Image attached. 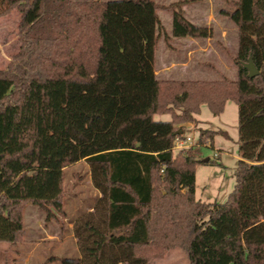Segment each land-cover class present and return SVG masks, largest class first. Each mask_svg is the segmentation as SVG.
Instances as JSON below:
<instances>
[{"label":"trees","instance_id":"1","mask_svg":"<svg viewBox=\"0 0 264 264\" xmlns=\"http://www.w3.org/2000/svg\"><path fill=\"white\" fill-rule=\"evenodd\" d=\"M227 4L237 78L165 81L155 73L154 0H0V16L20 11L23 43L0 69V243L23 236L24 204L63 210L64 169L86 160L100 196L73 223L80 255L61 264H150L175 248L188 264H264V0ZM165 11L172 37H209L181 10ZM75 82L142 83L151 95L126 117L117 90L75 101ZM228 100L238 106L235 185L225 202H206L195 196L200 160L174 150L185 132L176 125L195 122L202 104L219 115ZM162 114L171 119H154ZM220 133L200 129L198 144Z\"/></svg>","mask_w":264,"mask_h":264},{"label":"rangeland","instance_id":"2","mask_svg":"<svg viewBox=\"0 0 264 264\" xmlns=\"http://www.w3.org/2000/svg\"><path fill=\"white\" fill-rule=\"evenodd\" d=\"M71 1L86 2L95 0ZM154 1L159 6L158 15L162 24L157 45L159 66L167 55L168 46H195V43L191 41H173L171 37H168L170 36V12L165 11V8L172 6L173 9L180 11L185 0ZM199 1L202 6L204 2H207L215 13L227 5V0ZM229 7L230 10L233 9L231 6ZM20 25L21 13L16 8L0 16V69H5L14 61V57L22 51ZM211 30L213 31V29ZM165 35L168 39L164 38ZM212 37L216 40L212 41L213 48L221 55L222 62L216 64L213 60L214 53H209L207 58L203 59V63H208L209 66L203 65L201 77L204 79L221 78V76L237 78V68L231 60V56L234 57L238 51L236 37L231 34L227 35L228 46H223V43L216 39L214 31ZM210 66L219 68L218 74L216 72L214 74L212 71L215 70H212ZM118 84L96 82L88 88L75 82L71 84V87L76 93L75 101L81 96L90 98L95 93L105 92L104 90L109 92L117 90L121 96V114L130 110L126 116L128 117L140 110L142 111L145 104H148L151 95L150 91L146 93L144 88L139 87L145 84L128 83L130 85L120 87L117 86ZM132 96L136 97L135 103L126 105L128 99ZM237 111V104L231 100L226 102L223 112L219 115H213L209 107L202 104L200 112L195 115V122H188L191 124L185 125L187 128L176 125L177 128H184V137H190L192 141L183 149L174 148L175 152L183 150L185 154L200 160L196 167L195 196L197 199L223 203L234 188L235 169L240 158ZM170 118L169 114L154 117V119L162 121ZM121 120L117 119L118 122ZM200 129L222 131L225 134H217L213 142L205 140L203 145H199ZM206 159H210L211 163H204ZM98 196L100 194L93 186L90 166L86 160L67 165L64 169L63 179V210L57 211L53 207L46 209L32 203L24 204L21 210L24 225L23 236L14 245L0 243V264H61V259L78 257L80 254L77 241L75 242L73 235V223L79 216L91 211V207L95 204ZM150 264H188V259L184 250L175 248L168 251L162 259H154Z\"/></svg>","mask_w":264,"mask_h":264},{"label":"crops","instance_id":"3","mask_svg":"<svg viewBox=\"0 0 264 264\" xmlns=\"http://www.w3.org/2000/svg\"><path fill=\"white\" fill-rule=\"evenodd\" d=\"M230 1L236 0H227L226 2L228 3ZM209 6L210 5L207 2H204L203 6L200 5L199 0H185L181 5V11L186 20L198 27L208 29L209 37L207 38H192L189 36L182 38L172 37V17L169 13L170 36L168 37H171L173 41L178 42L191 41L195 43V46H168L169 50L167 52V55L159 66L157 48L155 53V73L158 79L161 78V80L165 81H216L220 79V77L210 79H204L201 77L203 74V65L209 66L207 65L208 63H203V59L207 58L209 53H214L213 60L216 62V64L222 62L221 55L213 48L212 41L216 40H214V38L212 37V33L214 31V34L217 37L216 39L223 43V46H228L229 43L227 35L229 34L235 36L236 42H238V29L231 20L221 14V12L225 9L230 10L228 4L226 5L227 8H225L226 6L222 7L217 13H215L214 10L211 9V6L209 8ZM211 29H213V31ZM217 67L219 66L217 65ZM210 68H212V66H210ZM212 70H215L212 71L214 74H218L219 68H212ZM226 78L233 81L236 79V77ZM190 124L191 123H185L181 126L186 127ZM206 160L208 161L209 159ZM76 241L77 240L75 238V242Z\"/></svg>","mask_w":264,"mask_h":264},{"label":"water","instance_id":"4","mask_svg":"<svg viewBox=\"0 0 264 264\" xmlns=\"http://www.w3.org/2000/svg\"><path fill=\"white\" fill-rule=\"evenodd\" d=\"M244 67L248 70V76L250 78H253L258 75L259 71L253 64L251 58H249L248 62L244 64ZM204 162H207V160H204Z\"/></svg>","mask_w":264,"mask_h":264},{"label":"built area","instance_id":"5","mask_svg":"<svg viewBox=\"0 0 264 264\" xmlns=\"http://www.w3.org/2000/svg\"><path fill=\"white\" fill-rule=\"evenodd\" d=\"M192 139L190 137L176 138L175 140V149H183L191 143Z\"/></svg>","mask_w":264,"mask_h":264}]
</instances>
